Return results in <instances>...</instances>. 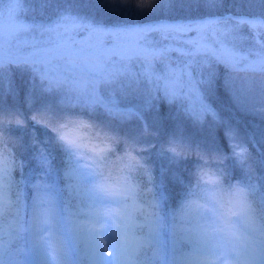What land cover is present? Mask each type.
Wrapping results in <instances>:
<instances>
[{"label": "rangeland", "instance_id": "rangeland-1", "mask_svg": "<svg viewBox=\"0 0 264 264\" xmlns=\"http://www.w3.org/2000/svg\"><path fill=\"white\" fill-rule=\"evenodd\" d=\"M51 0H0V37L3 38V47L5 56L14 51L16 42L31 41L39 39L43 36L45 39L55 37V33L49 32V29H57L61 34L70 35L72 41L77 48H83L86 51L103 48H151L157 52H162L164 48L175 47L176 41L181 37H164L159 33L145 34L144 36H136L131 34L130 30L151 24L138 25L136 23L125 22L110 26L86 27L89 15H92L98 23V18L105 7H111L112 4L106 5V0H98L92 5L94 12H90L86 5H79L73 13H70L64 6L63 0H58L62 8L58 9L57 18L42 20L36 18L34 12ZM122 3V2H120ZM241 7L246 9L243 13L246 16H258V12H251L248 7L251 4L246 2L240 3ZM256 7V5H254ZM104 12V11H103ZM143 16L147 15L146 10H142ZM29 16V17H27ZM216 15L211 18H205L203 22L191 23L193 26L210 22V27L206 29L201 37V44L207 48L213 47L215 39H220L224 44L234 48L249 58H255L256 52L264 51V36L257 37L255 33L250 31L248 27H244L238 34L229 32L231 28H235L236 21L239 16H232L233 21L228 24L216 23L220 17ZM259 16H264V13ZM64 17H71L65 19ZM166 23V22H165ZM188 23V22H184ZM153 25V24H152ZM67 30V31H66ZM224 33L217 36V33ZM195 35V34H193ZM243 37V39L239 38ZM187 47L186 45H180ZM115 59L119 60V57ZM197 60V64L193 65L192 74L194 77L193 86L196 93L203 96L204 102L213 110V115H206L203 120L195 118L189 108L194 103V98L188 96L187 80L183 81L182 86L185 91L180 99L169 102L163 88V80L158 81L155 76L167 77L169 68L174 71L184 69L192 60ZM200 62V63H199ZM148 63H151V71L155 74L149 76L146 74ZM128 66V72L122 73L119 77L110 81H102L96 90L97 103L93 107H86L81 99L76 102L77 93L68 89L54 90L52 92L44 91L45 85L31 71L30 68L21 67L11 70L7 75H0V118H2V126H10L11 119L19 117L23 123L29 122V131L41 129L40 135L33 136L24 135L29 133H21L20 127H16L21 143L40 140L49 135L50 139L58 140L57 136L45 125H41L32 119L40 113H46L50 118V123L63 119L65 116H82L96 125H103L106 128H115L120 124H129L131 120H135L138 132H147L154 128V122L160 117L161 108H169L174 106V113L179 122H184L183 117L189 116L191 122L196 124H206L208 120H220L219 111L227 113L229 107L238 108L240 111L257 112L264 107V72L251 71H233L224 64L211 62V67L207 65L203 54L197 57L180 56L171 51L163 53V57H156L146 62L144 56L133 57L131 60L125 61ZM201 68L203 69L201 73ZM179 84L180 81H177ZM226 96V99L224 97ZM184 97H187L185 99ZM105 105L118 108L121 111L132 110L136 113L131 119H124L118 115L110 114ZM173 110V109H172ZM10 114L9 116V113ZM166 112V111H165ZM101 121V122H100ZM15 123V122H14ZM102 127V126H101ZM15 128V129H16ZM24 128V127H23ZM167 126H162L160 131L166 133ZM158 133V130H156ZM45 134V135H44ZM45 140V138H44ZM59 141V140H58ZM171 142V140L169 141ZM58 145H64L59 141ZM163 144V143H162ZM13 144H11L12 146ZM59 145V147H61ZM58 146L57 148L60 149ZM61 147V148H62ZM17 153L16 149L13 148ZM70 151V150H69ZM65 152V151H64ZM71 152V151H70ZM32 153V152H31ZM48 152L41 154L44 159L42 163L48 159ZM71 154H73L71 152ZM37 155V154H36ZM62 160L64 162L62 172L66 175L64 184L66 193H62L61 189L51 184L48 180L43 185L47 186V190L55 198L56 220L55 227L43 232H37L33 227V198L34 193L30 195L29 205H25L24 196L27 198L28 190L21 191L22 208L19 211L21 225L20 230L15 232L11 225L15 222L12 215L16 210L12 209V215L4 218L3 227L5 235L3 240L7 247L14 243V240L20 241V250L14 248V255H18L17 264H111L108 258L99 254L98 249H103L105 253L111 249L109 247L111 237L118 235L120 241L126 246H135L136 240L145 238L149 232L148 224L151 222L153 236L150 246L158 249V255H152V264H189L190 259L196 253V244L192 240H181L180 228L181 211L174 213V219L170 222H162V218L155 209H152L149 203L143 201L142 191L144 188L133 179L127 180L123 175L124 186H131V192L125 194L120 199L127 205V214H121L117 217L120 205L111 203V198H104L103 201L94 198L90 193L94 189L98 177L89 175L83 168H91V165L81 163L75 155L70 158L66 153ZM18 157L15 156L16 163ZM262 160V159H261ZM105 161V160H104ZM41 163V162H40ZM105 162L99 171L105 176L112 179L113 172L106 174ZM49 169V168H48ZM72 170H79V174L84 183L83 190L74 193L68 189L70 178L67 173ZM96 171L95 169H92ZM119 172V171H117ZM153 172H150L152 174ZM122 174V173H121ZM53 177V175H52ZM54 179V178H53ZM52 179V180H53ZM17 181V179H15ZM26 187V184H25ZM34 188V184L30 190ZM62 188V187H61ZM152 189H156L155 186ZM160 197H164L163 190L157 191ZM82 193V194H81ZM86 195L88 201L83 195ZM229 194L227 190L225 195ZM151 201V200H150ZM191 201H201V194L198 198ZM82 208V209H81ZM81 209V212H80ZM134 220L135 228L130 233L127 225ZM166 225L168 231L167 237L162 232L161 226ZM196 218L192 217L191 224L185 227H195ZM169 236V237H168ZM135 237V239L133 238ZM171 242L169 247L164 245V241ZM185 241L190 244L185 248ZM6 247V250H7ZM4 252V264L7 263L8 251ZM152 253V252H151ZM264 258H260L257 264H264Z\"/></svg>", "mask_w": 264, "mask_h": 264}, {"label": "snow or ice", "instance_id": "snow-or-ice-1", "mask_svg": "<svg viewBox=\"0 0 264 264\" xmlns=\"http://www.w3.org/2000/svg\"><path fill=\"white\" fill-rule=\"evenodd\" d=\"M130 2L140 10H150L141 9L135 0H130ZM176 2L177 0H158L157 4L163 7ZM193 2L204 3L209 8H213L222 5L224 0H193ZM243 2L264 5V0H243ZM64 18L71 19V17ZM231 21H233L232 16L225 15L216 20V23L228 24ZM235 21V28L229 30L234 35L246 26L257 37L264 36V16H241ZM208 27H210V22L195 26L191 23L174 22L146 25L130 30L131 34L136 36L159 33L166 38L181 37L176 41L175 47L164 48L162 52L140 47L134 49L99 47L96 50L86 51L83 48H77L70 35L61 34L57 29H49V32L55 33L54 38L45 39L41 36L39 39L31 41L16 42L15 50L5 56L3 38L0 37V75H7L11 70L21 67L30 68L45 85L44 91L68 89L77 93V103L82 99L86 107H93L97 103V86L102 81L114 80L122 73L128 72L129 69L125 61L131 60L133 57L144 56L148 62L158 56L163 57V53L169 51L182 57H197L203 54L209 67L214 60L233 71L264 72V51L256 52L255 58H249L248 55H243L227 46L220 39H215L211 48L201 44V37ZM223 34L218 32L217 36L220 37ZM239 38L243 39V37ZM116 57H119V60L115 59ZM197 62L193 59L183 70L174 71L169 68L167 77L156 75L155 78L158 81L163 80L162 86L169 102L181 98L185 91L182 84L186 79L189 89L188 96L194 98V103L189 111L195 118L203 120L206 115L214 116L215 114L204 102L203 96L196 93L193 86L192 69ZM151 68V63H148L146 74L149 76L155 75ZM202 71L201 68V73ZM177 81L180 83L178 84ZM184 98L187 99V97ZM105 108L110 114L118 115L124 119H131L136 115L132 110L121 111L108 105H105ZM38 117V120L37 116H33L32 119L37 123H45L47 120L46 113L42 112ZM0 122H2V118H0ZM14 122L17 125L23 124L19 117H15ZM58 140L81 163L91 165V168H83L89 175L98 177L90 194L101 201L104 198H111V203L120 205L117 217L121 214L131 217L127 211V205L120 199L131 192V186H124L122 179H112L99 171L109 153L92 144L79 131L68 132L60 129ZM234 147H236L235 154L242 161L245 160L247 149L238 145ZM135 164H138L137 161L130 157L125 167L133 168ZM18 168L15 158L10 153H0V264H4L3 254L7 247L3 240L6 233L2 222L5 217L12 215V209H15L16 212L15 215H12V220L15 223L11 225V228L18 232L21 225L19 211L23 205L21 191L14 176ZM205 169L201 171L198 180L201 188V201H189L184 205L180 215V239L192 240L196 244V253L190 259L189 264H257L258 259L264 258V217L258 218L255 215L246 191H242L239 185L233 187L230 196L225 195L221 170ZM67 175L71 182L67 186L68 189L79 193L84 186L79 170H72ZM34 187L33 227L37 232H43L55 227V198L47 190L46 185L38 183ZM192 217L196 218L195 227H185V225L191 224ZM148 227L147 236L136 240L134 247L126 246L120 241L118 235H113L109 244L111 250L105 253L101 248L98 249L99 254L108 258L111 264H137V257L142 253L145 245L151 243L154 234L151 222ZM134 228L133 220L130 225H127V229L131 233ZM231 229L239 230L244 234L243 242H233L230 234ZM133 238L135 239V237ZM151 252L153 256L158 255V249L155 247H152Z\"/></svg>", "mask_w": 264, "mask_h": 264}, {"label": "trees", "instance_id": "trees-1", "mask_svg": "<svg viewBox=\"0 0 264 264\" xmlns=\"http://www.w3.org/2000/svg\"><path fill=\"white\" fill-rule=\"evenodd\" d=\"M97 1L63 0V3L70 13H73L79 5L88 6L92 13L94 10L91 7ZM120 2L121 0H106V5L111 3L112 6L102 10L103 14H100L97 24L93 16L89 15L90 19L85 20L86 27L110 26L125 22L138 25L185 21L198 23L203 22L205 18L222 14L234 17L246 16L243 13L246 8L241 7L240 4L243 0H224L222 5L213 8H209L204 3L197 4L193 0H177L176 3L163 7L157 4L155 8L146 10L148 14L145 16L141 14L142 10L134 7L130 0L128 3ZM60 8L62 5L58 0H51L41 9L37 8L34 15L38 19L47 21L57 18ZM248 8L254 9L250 10L251 12H258V16L264 13V5L251 4ZM224 99L227 100L226 96ZM229 108V113L228 110L227 113L223 112V109L219 111L221 119L214 121V124L212 120H208L206 124L199 122L196 124L190 121L189 116L182 118L184 122H179V119H176L178 115H175L176 110L173 105L169 108L162 107L160 117L157 113L158 119L154 122V128L145 133L137 131L138 126L135 120H131L128 125H117L113 129L99 124L98 126H102L116 137L113 151L104 161L107 172L116 171L113 172V177L123 175L127 180H136L144 188L143 201L149 203L152 209L160 214L162 222H170L169 219H174L176 211H181L186 203L201 194L199 181L195 174L196 169L221 170L225 192L228 190L231 193L233 187L239 185L246 191L255 215L258 218L264 217V107L258 113L240 111L236 106ZM10 114L12 113L10 112L9 116ZM10 119L12 121L8 128L0 126V153L7 152L12 157L19 158L16 163L19 168L14 176L17 179L19 190L23 191L26 188L28 190L27 198L24 196L25 204L28 205L30 195L35 194V187L30 190L31 186L42 184V182L47 183L48 180L52 181L53 186L55 184L57 187L61 186L62 188H59L65 194L66 175L62 172L64 165L62 154L66 153L68 157L75 158L73 154L65 146L62 147L59 144L62 148L59 147L57 144L59 141L55 138L50 139L49 135L44 136L45 140L43 138L38 143L32 139L29 140L30 142L21 143L20 133L16 128L20 125L15 124V119L12 117ZM29 125V122L23 123L21 133H27ZM162 126H167L165 134H163L164 131H160ZM40 133L42 132L38 126V129L31 130L24 135L37 134L38 137ZM236 145L247 149L245 160L242 161L235 154L236 147L234 146ZM171 146H178L180 154L170 151ZM127 151H132L140 161L133 168L125 167L127 161L123 157ZM45 152H48V159L42 163L44 159L41 154ZM187 152H200L208 157L207 162L195 155L186 156ZM150 172L153 173L150 174ZM153 186L157 191L163 190L164 197H160L158 192L152 189ZM84 198L88 200L85 194ZM163 229L167 237L169 234L166 225H163ZM14 243H17L16 246L20 244L17 240H14ZM163 243L168 249L172 245L166 240ZM184 246L187 248L190 244L185 241ZM150 249V246L144 247L137 257V264H152Z\"/></svg>", "mask_w": 264, "mask_h": 264}, {"label": "clouds", "instance_id": "clouds-1", "mask_svg": "<svg viewBox=\"0 0 264 264\" xmlns=\"http://www.w3.org/2000/svg\"><path fill=\"white\" fill-rule=\"evenodd\" d=\"M122 3H128L129 0H121ZM135 2L139 5L141 9H152L154 5L158 3V0H135ZM39 117L37 116V120ZM41 125L47 126L58 138V132L60 129H64L68 132H81L92 144L97 145L99 148L103 149L106 153H110L113 151L114 141L116 137L110 132L105 130L103 127L94 124L93 122L89 121L88 119L82 116H65L63 119L56 120L55 123H50V118H47L45 123H39ZM170 151L180 154L178 150V146H171ZM186 156L195 155L197 158L207 162L208 157L203 155L200 152H187L185 153ZM135 159L139 164L140 161L137 160V157L133 154L132 151H127L124 154L123 159L128 160L129 158ZM206 170L205 168H197L196 169V177L199 180V176L201 171ZM243 191L244 189L241 188ZM226 194V195H231ZM231 237L233 242L240 243L243 242L245 239L244 234L236 229L230 230Z\"/></svg>", "mask_w": 264, "mask_h": 264}, {"label": "water", "instance_id": "water-1", "mask_svg": "<svg viewBox=\"0 0 264 264\" xmlns=\"http://www.w3.org/2000/svg\"><path fill=\"white\" fill-rule=\"evenodd\" d=\"M76 41H78V39H77V40H75L74 42H76ZM74 42H73V43H74Z\"/></svg>", "mask_w": 264, "mask_h": 264}]
</instances>
